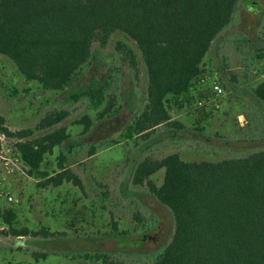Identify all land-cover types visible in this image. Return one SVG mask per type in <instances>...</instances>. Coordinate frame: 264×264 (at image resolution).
<instances>
[{
	"label": "trees",
	"instance_id": "trees-1",
	"mask_svg": "<svg viewBox=\"0 0 264 264\" xmlns=\"http://www.w3.org/2000/svg\"><path fill=\"white\" fill-rule=\"evenodd\" d=\"M239 1L0 0V56L43 90L64 92L68 102L89 104L100 120L120 108L110 89L114 70L101 81H77L92 63L98 69L102 66L93 45L103 48L113 34H121L134 43L146 75V101L125 127L124 137L144 140L162 124L176 131L183 128L171 120L166 101L181 108L196 90L210 46L231 24ZM251 48L257 59L264 60V49L254 44ZM114 49L137 77L135 51L124 40ZM260 72L264 75V65ZM249 91L264 107V79ZM68 115L55 110L40 118L35 129L11 133L0 114V133L13 140L27 175L42 180V186L66 182L86 195L82 178L65 165L66 153H72L76 141L58 154L54 175L42 170L45 156L70 139L66 127L33 136L34 130L51 128ZM74 123L86 134L93 120L84 114ZM95 148H90L89 156ZM160 170L163 177L157 185L151 177ZM130 184L168 211L172 219L168 241L146 262L116 260L105 251L85 252L86 258L102 264H264V149L215 161H186L174 152L160 159L143 157L134 161ZM0 217L7 235H49L44 228L33 233L16 228L10 209ZM135 221L142 225L140 231L147 229L137 213ZM111 226L116 232L117 222Z\"/></svg>",
	"mask_w": 264,
	"mask_h": 264
},
{
	"label": "rangeland",
	"instance_id": "rangeland-1",
	"mask_svg": "<svg viewBox=\"0 0 264 264\" xmlns=\"http://www.w3.org/2000/svg\"><path fill=\"white\" fill-rule=\"evenodd\" d=\"M119 40L136 53L137 77L122 65L114 49ZM250 43L264 49V0L238 2L231 24L214 39L203 61V82H197L196 90L181 108L167 99L171 120L180 122L183 128L176 131L162 124L144 140L124 137L125 127L146 101V75L134 43L121 34H113L103 48L93 45L102 66L98 69L92 63L77 81H101L109 69L114 70L110 89L120 108L100 120L89 104L68 102L64 92L43 90L36 82L25 80L0 56V114L5 126L11 133L33 130L38 120L50 112L67 111L69 115L63 121L34 130L33 136L66 127L70 139L45 156L42 170L54 175L58 154L66 152L69 142L76 141L72 153H66L65 165L82 178L86 193L66 182L42 186V180L27 175L22 165L13 166L4 182L13 201L0 196V214L10 209L16 216V228H27L30 233L44 228L49 235H7L0 217V264H102L84 256L85 252L96 251L125 262L150 261L168 241L172 219L150 195L130 184L136 159H160L174 152L186 161H215L264 149V107L249 93L264 79L260 72L264 60L253 55ZM213 81L224 92L218 107L198 106L210 96ZM84 114L93 120L86 134H82L81 125L74 123ZM91 147H96V152L89 156ZM162 177L160 170L151 178L159 185ZM135 213L146 230L140 231L142 225L135 221ZM112 221L117 222L116 232Z\"/></svg>",
	"mask_w": 264,
	"mask_h": 264
},
{
	"label": "built area",
	"instance_id": "built-area-1",
	"mask_svg": "<svg viewBox=\"0 0 264 264\" xmlns=\"http://www.w3.org/2000/svg\"><path fill=\"white\" fill-rule=\"evenodd\" d=\"M203 82V79H201ZM211 94L204 100L199 101L198 106L206 105L212 108L218 107L219 98L224 94L222 86L217 82L213 81L210 83ZM0 196L5 198L7 202L13 201V197L9 195L8 191H5L4 182L8 178V174L12 167L17 166V164L22 165L18 155L14 152V148L11 143L13 140L7 138L5 135L0 133ZM10 154V155H7ZM23 166V165H22Z\"/></svg>",
	"mask_w": 264,
	"mask_h": 264
}]
</instances>
